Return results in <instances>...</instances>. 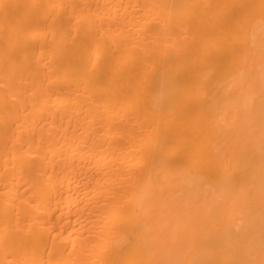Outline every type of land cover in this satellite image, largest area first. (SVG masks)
<instances>
[{
  "label": "bare ground",
  "instance_id": "6f19581e",
  "mask_svg": "<svg viewBox=\"0 0 264 264\" xmlns=\"http://www.w3.org/2000/svg\"><path fill=\"white\" fill-rule=\"evenodd\" d=\"M0 264H264V0H0Z\"/></svg>",
  "mask_w": 264,
  "mask_h": 264
}]
</instances>
